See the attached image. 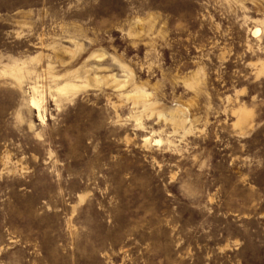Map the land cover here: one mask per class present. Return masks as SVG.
<instances>
[{
  "label": "rangeland",
  "instance_id": "rangeland-1",
  "mask_svg": "<svg viewBox=\"0 0 264 264\" xmlns=\"http://www.w3.org/2000/svg\"><path fill=\"white\" fill-rule=\"evenodd\" d=\"M0 264H264V0H0Z\"/></svg>",
  "mask_w": 264,
  "mask_h": 264
},
{
  "label": "bare ground",
  "instance_id": "bare-ground-1",
  "mask_svg": "<svg viewBox=\"0 0 264 264\" xmlns=\"http://www.w3.org/2000/svg\"><path fill=\"white\" fill-rule=\"evenodd\" d=\"M33 104H35V102H33ZM36 105V104H35ZM37 106V105H36Z\"/></svg>",
  "mask_w": 264,
  "mask_h": 264
}]
</instances>
